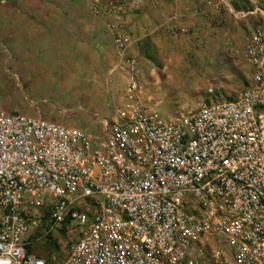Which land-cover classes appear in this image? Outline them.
<instances>
[{"label": "built area", "instance_id": "2783aa9c", "mask_svg": "<svg viewBox=\"0 0 264 264\" xmlns=\"http://www.w3.org/2000/svg\"><path fill=\"white\" fill-rule=\"evenodd\" d=\"M145 2L106 7L125 90L99 135L0 110V264H45L25 250L40 225L65 234L62 264H264V26L244 40L238 97L165 122L134 102L120 29ZM209 2L235 19L259 11Z\"/></svg>", "mask_w": 264, "mask_h": 264}, {"label": "rangeland", "instance_id": "374dc122", "mask_svg": "<svg viewBox=\"0 0 264 264\" xmlns=\"http://www.w3.org/2000/svg\"><path fill=\"white\" fill-rule=\"evenodd\" d=\"M73 1L86 4L87 7L82 9L91 13L96 6L95 15L102 23L101 30L104 28L111 36L106 26L111 20L106 7L108 2L117 5L125 0H100L95 3L97 5L92 0ZM228 1L259 11L244 19H235L225 7L198 12L195 9H174L170 0H164V5L159 4L160 0H146L151 8L148 9L150 15H145L157 21L155 25H161L158 35L149 37L148 43L142 46L140 34L144 31V14L141 6L125 9L119 15L121 22L124 17L128 21L120 24L122 33L128 41L136 38L132 45L128 42L126 51L136 66L134 102L137 106L155 113L162 121H175L188 117L202 103L232 100L244 91L250 77V68L243 55L244 40L254 26H264V0ZM64 11L61 7V14ZM172 13L175 18H170ZM153 26L151 23L150 27ZM110 41L108 48L99 50L101 60L95 67L83 63L77 67L67 63L71 51L63 47V42L58 47L32 49L33 59L30 61L33 63L24 64L49 69L48 73L58 79L54 84L43 80L37 69L17 79L12 73L13 55L4 48L5 74L0 79V110L28 117L27 110L48 111L56 117V122H50L99 135L103 122L111 121L125 90L123 74L118 68L120 57L112 38ZM67 68H71V72ZM74 68H79V71ZM63 76L73 79L67 82L70 86L59 85L62 84L59 78ZM71 76L73 78H69ZM46 211L42 208L36 214L42 219ZM65 240L62 231H49L45 235L40 225L29 231L25 247L28 252L41 257L45 264H62Z\"/></svg>", "mask_w": 264, "mask_h": 264}, {"label": "crops", "instance_id": "0c3cea01", "mask_svg": "<svg viewBox=\"0 0 264 264\" xmlns=\"http://www.w3.org/2000/svg\"><path fill=\"white\" fill-rule=\"evenodd\" d=\"M209 1L175 0L171 2V5H174V9H195L201 12L213 8ZM161 3L164 5V0H160L159 4L161 5ZM192 3L194 6L190 7ZM61 7L65 9V13L62 12L61 14ZM86 7V4L82 5L73 0H0V79L5 74L4 48L13 55L12 73L17 79L20 76H27L28 71L37 69L43 80L54 84L58 79L48 73L47 70L49 69L42 66L27 65L24 62L33 63L31 62L33 50L40 47H58L60 42H63V47L72 52L68 55L67 63L73 66L77 65V67L82 63L93 67L98 65L99 60H101L99 50L101 47L111 45V36L104 28L101 30L102 23L99 16L82 9ZM141 8L144 14V19H142L144 31L140 35L141 39L149 40V37L153 38L158 35L161 24L155 25L158 22L145 15V13L150 15L148 9L151 8V5L149 3H143ZM175 17L176 15L172 13L170 18ZM123 22L128 23L126 17L124 20L122 19V22L120 20V24ZM154 22L156 23L154 24ZM194 22L196 23V21ZM151 23L154 25L153 27H150ZM135 39L134 37L133 41H129V44L132 45ZM107 56L105 55V57ZM74 69L79 71V68ZM71 70V68H67V71L71 72ZM69 78H73V76ZM59 80L62 83L59 85L63 87L70 86L69 83L67 84L69 80L73 81V79H68V76H63ZM25 113L29 117H42L48 121L56 122L55 115L48 111L31 112L27 110Z\"/></svg>", "mask_w": 264, "mask_h": 264}, {"label": "trees", "instance_id": "16d2710c", "mask_svg": "<svg viewBox=\"0 0 264 264\" xmlns=\"http://www.w3.org/2000/svg\"><path fill=\"white\" fill-rule=\"evenodd\" d=\"M230 2V1H229ZM230 5L235 9V10H237V9H245V10H251V9H249V8H247V7H240V6H237V5H235V3H231L230 2ZM141 43V46H142V44H147L148 43V40L146 39V38H144V39H142V42H140ZM45 235H47V234H45ZM25 250L28 252V249L25 247Z\"/></svg>", "mask_w": 264, "mask_h": 264}]
</instances>
